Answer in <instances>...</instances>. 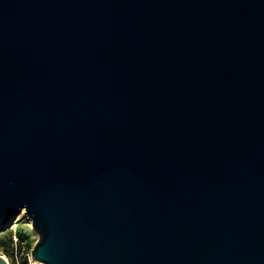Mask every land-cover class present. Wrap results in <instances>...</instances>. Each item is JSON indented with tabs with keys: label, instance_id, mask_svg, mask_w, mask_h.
Wrapping results in <instances>:
<instances>
[{
	"label": "water",
	"instance_id": "water-1",
	"mask_svg": "<svg viewBox=\"0 0 264 264\" xmlns=\"http://www.w3.org/2000/svg\"><path fill=\"white\" fill-rule=\"evenodd\" d=\"M22 211L35 264H264V0H0Z\"/></svg>",
	"mask_w": 264,
	"mask_h": 264
},
{
	"label": "rangeland",
	"instance_id": "rangeland-1",
	"mask_svg": "<svg viewBox=\"0 0 264 264\" xmlns=\"http://www.w3.org/2000/svg\"><path fill=\"white\" fill-rule=\"evenodd\" d=\"M9 223L0 226V239L10 238L12 245L9 248L7 254L3 250H0V255L4 256L10 264L14 259L15 246H18L19 256L29 262L35 260L32 257V249L38 240V234L33 230L31 220L22 211L13 221L11 225ZM22 235V237H21ZM17 237V241L15 238Z\"/></svg>",
	"mask_w": 264,
	"mask_h": 264
},
{
	"label": "built area",
	"instance_id": "built-area-1",
	"mask_svg": "<svg viewBox=\"0 0 264 264\" xmlns=\"http://www.w3.org/2000/svg\"><path fill=\"white\" fill-rule=\"evenodd\" d=\"M15 240L17 241V237L15 238ZM12 264H35L33 260L25 263V259L22 258L21 256H19V251H18V246H15V251H14V259Z\"/></svg>",
	"mask_w": 264,
	"mask_h": 264
},
{
	"label": "trees",
	"instance_id": "trees-1",
	"mask_svg": "<svg viewBox=\"0 0 264 264\" xmlns=\"http://www.w3.org/2000/svg\"><path fill=\"white\" fill-rule=\"evenodd\" d=\"M11 245L12 240L10 238L8 239V241L6 240V238L0 239V250H3L5 254H7ZM25 263H27V261H25Z\"/></svg>",
	"mask_w": 264,
	"mask_h": 264
},
{
	"label": "bare ground",
	"instance_id": "bare-ground-1",
	"mask_svg": "<svg viewBox=\"0 0 264 264\" xmlns=\"http://www.w3.org/2000/svg\"><path fill=\"white\" fill-rule=\"evenodd\" d=\"M6 260H7V259H6ZM7 261H8V260H7ZM34 263H35V262H34ZM8 264H10L9 261H8Z\"/></svg>",
	"mask_w": 264,
	"mask_h": 264
}]
</instances>
